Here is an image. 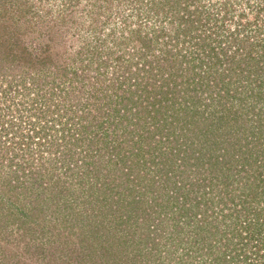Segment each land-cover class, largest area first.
I'll return each instance as SVG.
<instances>
[{
  "label": "trees",
  "instance_id": "16d2710c",
  "mask_svg": "<svg viewBox=\"0 0 264 264\" xmlns=\"http://www.w3.org/2000/svg\"><path fill=\"white\" fill-rule=\"evenodd\" d=\"M24 1L12 0L15 13ZM64 1L69 12L80 2ZM240 1L252 8L253 0ZM197 2L96 0L95 23L103 25L101 33L109 26L107 36L121 43L119 53L125 49L112 76L100 58L96 65L92 49L81 50L74 65L54 62L52 44L33 56L20 34L5 26L0 33V78L5 81L0 100L21 97L24 109L17 117L0 116V139L14 152L8 158L11 165L19 158L17 150H25V162L2 188L3 219L15 214L20 191L43 187L42 178L55 170L51 166L66 165L84 152L92 159L83 163L91 188L104 174L102 185L111 194L105 197L118 195L120 202L126 196V202L132 196L133 219L124 216L129 224L139 225L141 216H151L159 206L163 212L156 230L177 229L183 252L194 263L264 264V0H255L253 21L247 12L239 14V21L233 19L237 26L230 39L207 31L209 22L202 20L205 11ZM225 7L224 22L231 16L229 0ZM67 23L64 18L62 25ZM101 33L94 36L99 44L105 30ZM251 111L259 116L258 124L249 123ZM160 114L168 118L163 127L159 122V132L150 129V122L149 129L137 123ZM133 149L138 159L147 153L159 174L153 179L161 185L142 175L150 161L146 157L136 162L133 181ZM23 177L31 184L23 185ZM6 197L9 210L2 204ZM37 197L30 192L27 199L37 203ZM164 206L170 209L164 208L166 215ZM17 221L26 229L32 223L20 215ZM158 239L164 241L163 235ZM164 242L167 246V238ZM151 249L159 259L164 253L156 243Z\"/></svg>",
  "mask_w": 264,
  "mask_h": 264
},
{
  "label": "rangeland",
  "instance_id": "374dc122",
  "mask_svg": "<svg viewBox=\"0 0 264 264\" xmlns=\"http://www.w3.org/2000/svg\"><path fill=\"white\" fill-rule=\"evenodd\" d=\"M25 1V5L20 9L22 12L19 10L15 13L11 4L12 0H0V33L2 35L5 32V26H8L10 33L20 34L21 43L30 48L33 56H39L47 44H50V46L52 44L49 52L51 61H64L68 64L70 63V65L80 62L81 53L79 52L81 50L92 49V52L98 55L96 65H98L100 58L104 63L103 68L107 65L109 76H112L113 72L115 73L117 56L125 54V49L119 53V44L121 43L116 45L114 40L107 36L108 32H106V29L109 26L103 29L101 33L103 25L99 22L97 26V23H95V18L98 15L96 16V13H93V4L96 3V0H80L77 5H73L74 9L72 8V12L64 11V0ZM3 2L5 5L2 4ZM225 2L226 0H199L197 5L205 11L202 14V20L206 19L209 22L207 31L209 33L218 32L220 36L229 37L230 39L231 32L237 26L235 21H239L241 12H247L250 16L249 20H254L256 3L253 0L251 2L252 8H248V3L245 1L229 0L230 15L232 17L230 16V19H226L224 22L228 8L225 7ZM232 2L235 3V7H231ZM112 5L115 6V3H112ZM89 11L91 13L88 14ZM64 18L68 23L62 25ZM55 29L59 31H56L57 33L55 32V34L52 33V36L49 35L50 31ZM104 30V36L101 37L103 42L99 44L94 36L99 33L102 35ZM66 32L69 35H66ZM217 35L215 34L214 38ZM120 40L121 38H118V42ZM95 47H100L101 49H98L97 52V50L94 51ZM20 49L21 52L22 47ZM216 51L218 52L219 49ZM109 52L114 53V56H111L112 58L107 55ZM91 57L89 56V58ZM121 59L123 60V57ZM187 64V61L184 62V67ZM197 71L201 72L202 69ZM2 83H5V81L0 78V91L3 88H1ZM17 104H21V106ZM0 105V116L8 114V118L17 117L19 110L24 109L21 97L13 98V96H10L8 101L0 100ZM160 117L164 118L160 120ZM147 118L148 116L137 120L138 125L149 129L150 122V129L152 128L153 131L159 132V122L162 127L166 125L165 120L168 115L160 114L154 119L151 116V120ZM258 118L259 116H255L253 111L249 113L250 124L255 122V124H258ZM258 127L256 126L255 128ZM166 129L168 130V127ZM171 129L173 128L171 127L169 131ZM172 132H174V129ZM0 140L1 200L4 195L2 188L8 185V178L14 179L15 174L19 175V172H21V165L24 166L25 150H17L15 152L19 154V158L11 165L8 158L12 157L13 155L11 154L14 152L11 153V150L7 149L9 146L5 145L4 138ZM129 152L132 153L130 150ZM133 153L135 154V156L132 155L135 170L130 175L135 181L136 172L138 171V163L136 164V162L141 157L137 158L139 153L137 149H133ZM77 154H80V156L74 157L73 162L69 161L66 165L60 163L57 167L51 166L50 170L53 168L55 170H52L46 177L42 178L43 187L37 184L35 189L30 187L28 190L20 191L21 195L15 199L16 209L13 216L10 215L3 219V216H6V211L0 209V264H200L197 261L196 263L193 262V256L190 257L187 250L183 252L180 239L182 236L177 229L156 230L155 221L159 220V216L163 212L159 206L155 207L151 216H141L139 225L133 222L129 224L126 221L127 219H124V216L129 218L130 214H132L130 211L133 208L130 207V203L133 201L132 196L127 195V198L129 197L126 201L127 203L124 201L126 196H121L120 202H116L119 198L118 195H116V198L108 196L111 194L107 192V186L105 188L102 185L104 183L103 179H105L104 174H101V180L96 181V186L91 188V185H89L91 178H89V174L85 173L83 163L88 160L92 162V159L89 156L85 157L84 152H78ZM144 157L147 160L150 159L147 153L146 155L143 153L141 161ZM152 163L150 159L142 175H145L150 184L161 185V181L157 182L153 179L154 177L158 180L159 174ZM33 168L36 169V167ZM27 170H30V168ZM89 171L92 170L89 169ZM24 178L21 179L23 185H30L31 182L23 180ZM145 183L141 178V184L146 185ZM46 185L48 187H45ZM128 185L130 186L129 183ZM43 188L47 189L42 191ZM155 189L154 187L150 189L151 194ZM30 192L37 194V203L27 199L30 198ZM11 194V197L16 198L17 194L15 192ZM106 194L108 195L105 197ZM154 195H157V193H154ZM10 203L11 200L7 198L4 199L2 204L6 206L5 209L9 210L11 207ZM164 208L170 209L165 206L162 208L166 215ZM19 215L21 217L26 216L32 222L29 229L18 226L17 219ZM129 219L132 220L133 218ZM3 224L7 228L4 227L5 229L2 231L1 226ZM160 234L163 235L164 241L167 238V246L165 245L166 242L158 239ZM155 243L161 251L164 250L160 259L156 257V252L150 253Z\"/></svg>",
  "mask_w": 264,
  "mask_h": 264
}]
</instances>
